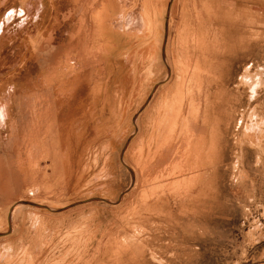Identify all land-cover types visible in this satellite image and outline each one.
Wrapping results in <instances>:
<instances>
[{"label": "rangeland", "instance_id": "374dc122", "mask_svg": "<svg viewBox=\"0 0 264 264\" xmlns=\"http://www.w3.org/2000/svg\"><path fill=\"white\" fill-rule=\"evenodd\" d=\"M0 111V264H264V0H0Z\"/></svg>", "mask_w": 264, "mask_h": 264}, {"label": "bare ground", "instance_id": "6f19581e", "mask_svg": "<svg viewBox=\"0 0 264 264\" xmlns=\"http://www.w3.org/2000/svg\"><path fill=\"white\" fill-rule=\"evenodd\" d=\"M189 109V111H190V113H191V118H192V122H191V125H189L188 123V125L190 126V130H189V132L192 134V135H194L192 132H194V131H196L197 129H198V126H199V121H198V119L200 118V115H199V111L197 110V109H194L193 107H190V108H188ZM196 111H197V113H198V115L197 116H195L197 113H196ZM2 112L3 111H0V116H2L3 114H2ZM203 113V112H202ZM204 116H205V112H204ZM203 115H202V119H203V117H204ZM1 118V117H0ZM206 118V117H205ZM204 121V120H203ZM170 128H171V126H170ZM188 128V127H187ZM188 131V130H187ZM197 132V131H196ZM198 136V135H197ZM184 137V136H183ZM182 139V138H181ZM196 145V144H195ZM207 149V148H206ZM166 151V150H165ZM190 151V150H189ZM192 152V151H191ZM210 152L211 151H208L207 153L210 155ZM166 153L167 154H170V151H166ZM202 154V153H201ZM203 156V155H202ZM192 157V156H191ZM190 158V157H189ZM204 158V157H203ZM202 158V159H203ZM211 158V157H210ZM212 158H214L213 156H212ZM211 158V159H212ZM180 157L179 158H174V162L175 163H180ZM205 159V158H204ZM207 160H208V158H207ZM191 161V160H190ZM162 162L161 161H159L156 165H160ZM130 173V172H129ZM178 176V174H176V177ZM182 185H181V188H179V187H177V183H180V181H178V182H175V183H172V184H168L166 187H169V186H171V187H173L174 189H175V193H177V194H180V195H182V196H188V195H193L195 192H194V190H195V188H196V186H197V182H196V180H195V178H194V176H192V174H188V176H187V178H184L182 181ZM99 201L100 202H107V201H105V200H102V199H99ZM18 206V204H16L11 210H10V212L14 209V208H16ZM11 230V229H10Z\"/></svg>", "mask_w": 264, "mask_h": 264}]
</instances>
